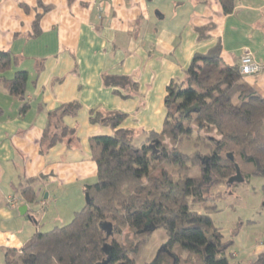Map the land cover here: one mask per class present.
<instances>
[{"label":"crops","instance_id":"0c3cea01","mask_svg":"<svg viewBox=\"0 0 264 264\" xmlns=\"http://www.w3.org/2000/svg\"><path fill=\"white\" fill-rule=\"evenodd\" d=\"M37 15L39 32L33 36ZM217 46L224 66L239 65L245 54L261 66L258 75L243 81L264 99V0H235L227 15L217 0H0V51L11 56L1 76L8 81L17 72L27 73L23 97L9 96L0 83V247L7 246L5 253L20 250L45 218L53 219L49 214L57 219L61 210L72 218L84 207L83 188L96 180L88 139L104 127L90 124L91 111L128 115V105L124 109L117 100L132 97L121 92L129 82L145 99L148 92L141 94L140 84L149 73V82L158 84L162 95L171 80L184 77L196 54L206 55ZM106 75L126 80L110 88L102 81ZM73 102L79 104L74 117L87 112L89 126L96 129L80 134L75 122H66L74 117H65L62 124L75 134L43 148L49 112ZM139 108L144 111L147 104L141 100ZM31 178L38 179L35 204L15 193ZM9 196L20 203L8 207ZM23 205L35 220L27 223L19 212L24 221L15 219L14 208ZM235 228L226 239L232 240L231 248L237 246L229 264H249L264 253V235L248 242L240 237L239 222Z\"/></svg>","mask_w":264,"mask_h":264},{"label":"trees","instance_id":"16d2710c","mask_svg":"<svg viewBox=\"0 0 264 264\" xmlns=\"http://www.w3.org/2000/svg\"><path fill=\"white\" fill-rule=\"evenodd\" d=\"M217 1L223 14L233 12L235 0ZM38 22L37 15L33 36L39 32ZM10 64V54L0 51V83L9 96L23 97L26 72H17L8 81L1 76ZM102 81L114 88L124 77L106 75ZM164 107L161 131L146 132L137 146L133 144L136 133L121 128L127 114L91 111L90 124L109 127L113 135L88 139L89 157L96 166L95 182L83 188L88 201L68 224L35 232L18 250V261L9 255L15 250L7 251L4 264H137L135 253L157 230H163L166 241L152 264L162 256L165 264H229L233 242L224 240L212 220L217 206L205 203L213 188L238 185L228 184L236 166L242 184L251 178L264 179V99L243 81L239 65H222L217 46L206 55L196 54L184 77L170 81ZM78 108L73 102L49 112L40 140L43 148L75 134L62 121L74 117ZM193 134V154L180 152L177 145ZM206 166L211 177L208 187L203 182ZM195 167L200 176L184 175ZM37 181L31 178L15 187L27 204L38 201ZM261 190L264 194V184ZM249 264H264V253Z\"/></svg>","mask_w":264,"mask_h":264},{"label":"rangeland","instance_id":"374dc122","mask_svg":"<svg viewBox=\"0 0 264 264\" xmlns=\"http://www.w3.org/2000/svg\"><path fill=\"white\" fill-rule=\"evenodd\" d=\"M148 58L145 57V60ZM34 73V69L32 68L29 73V79H32ZM148 78L141 80L140 84V90L141 94L144 92H148L144 97L145 99L141 98L138 95V91H134L133 88L137 87V85H133V83L129 82V85L123 87L121 89V92L124 94H130L132 97L126 98L122 97L119 101L121 103L122 107L125 109V107L128 105V116L121 124V128H128L130 130H133L136 134V136L133 139L134 145H139L141 142L144 141L146 134L144 131H154V132H160L162 127V122L166 115V109L164 107V97L165 92H161L162 95L159 93V89L157 90L158 84L151 85L149 82V73L147 74ZM181 79V78H180ZM126 79H124L125 81ZM124 88H127L124 89ZM156 88V90H154ZM1 89V88H0ZM133 89V90H132ZM161 91V90H160ZM30 93V92H29ZM143 93V94H144ZM0 105H3L2 96H0ZM136 97V98H134ZM134 98V99H131ZM141 100L145 104H147V109L142 111L139 109H135L137 103H140ZM125 113V112H124ZM87 112H79V114L72 118H69L66 120V122H69L72 120L73 123L75 122L78 131H80V134L84 133L86 131V128H89L90 124L87 120ZM91 129H96L92 128ZM100 131H97L96 136H112L113 131L109 127H99ZM262 132L264 133V128L262 129ZM195 134L192 135V138L189 140H183L181 143L177 145V148L180 152L192 155L194 150L193 144H194ZM202 174V172H201ZM185 176L189 178H195L200 176L199 169L197 167L191 168L187 170L184 173ZM211 181L210 175L207 176L206 179H203L204 185L209 186ZM264 184V179L261 178H251L248 183L245 184H238L234 187L227 186L225 184L217 186L213 188L208 196V201L205 203L207 206H217V212H214L211 214L212 220L214 221L216 227L220 228V232L223 236V238L229 239L234 234V229L236 224L239 222L241 232L240 237L241 239H247L248 242L253 240H258L264 235V194L262 193L261 186ZM217 195H219L220 199H216ZM16 198V197H15ZM20 203V201H17V205ZM18 208L19 206H16L14 208V217L17 219V221H24L19 220L21 217L18 216ZM198 210H201V208H198ZM61 211V210H60ZM58 211L57 212V219H55L54 214H49L53 219L45 218L41 225L39 226V231L46 232L48 230H51L54 227H61L66 224H68L71 220V214L64 212V211ZM63 212V213H62ZM28 215L30 219H27L28 222H31V219L35 220L34 215H31L28 212ZM26 223V222H23ZM11 224V223H10ZM21 230L19 231V233ZM13 235V233H11ZM166 238L164 235L163 230H157L155 231L149 238L147 244L140 248L135 253V259L137 264H152L154 263L155 259L157 258L158 254L161 253L162 248L165 244ZM11 241H9L10 243ZM4 243V244H9ZM11 244V243H10ZM6 245H2L0 247V264H4V253L7 249ZM11 246V245H10ZM9 247V246H8ZM237 246H234L228 250V254H233V252H236ZM105 250H107V247H105ZM11 258H14L18 261V251H15L11 254H9ZM13 256V257H12ZM162 259L158 264H165ZM233 257L229 256V261L233 262ZM169 264H174L173 261L169 262Z\"/></svg>","mask_w":264,"mask_h":264},{"label":"built area","instance_id":"2783aa9c","mask_svg":"<svg viewBox=\"0 0 264 264\" xmlns=\"http://www.w3.org/2000/svg\"><path fill=\"white\" fill-rule=\"evenodd\" d=\"M261 72V66L253 60L249 54H245L241 57L239 63V74L242 77L256 76ZM18 199L9 196L6 199V205L8 207H13L17 205Z\"/></svg>","mask_w":264,"mask_h":264},{"label":"water","instance_id":"95a60500","mask_svg":"<svg viewBox=\"0 0 264 264\" xmlns=\"http://www.w3.org/2000/svg\"><path fill=\"white\" fill-rule=\"evenodd\" d=\"M235 169H236V174H235V176H233L232 178L229 179V181H228L229 185H232L234 183L242 184L244 182L243 178L240 175V172H239V169L237 166L235 167ZM208 175H210V172H209V168L206 166L203 170V178L206 179ZM87 201H88V196L85 195V203ZM18 212L21 216H25L27 219H30V217L28 215V208L26 205L19 207ZM32 220L33 219H31V221ZM104 229L109 232V227H105Z\"/></svg>","mask_w":264,"mask_h":264}]
</instances>
